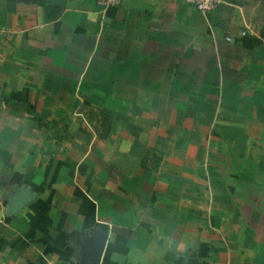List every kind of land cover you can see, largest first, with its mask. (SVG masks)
<instances>
[{"label": "crops", "instance_id": "1", "mask_svg": "<svg viewBox=\"0 0 264 264\" xmlns=\"http://www.w3.org/2000/svg\"><path fill=\"white\" fill-rule=\"evenodd\" d=\"M0 264H264V0H0Z\"/></svg>", "mask_w": 264, "mask_h": 264}, {"label": "built area", "instance_id": "2", "mask_svg": "<svg viewBox=\"0 0 264 264\" xmlns=\"http://www.w3.org/2000/svg\"><path fill=\"white\" fill-rule=\"evenodd\" d=\"M196 8H198L204 14H209L221 3V0H185ZM123 0H98V3L103 6H119Z\"/></svg>", "mask_w": 264, "mask_h": 264}]
</instances>
